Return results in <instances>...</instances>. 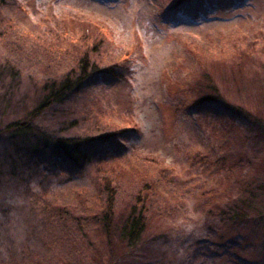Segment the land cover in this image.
Returning a JSON list of instances; mask_svg holds the SVG:
<instances>
[{
	"label": "rangeland",
	"instance_id": "1",
	"mask_svg": "<svg viewBox=\"0 0 264 264\" xmlns=\"http://www.w3.org/2000/svg\"><path fill=\"white\" fill-rule=\"evenodd\" d=\"M173 1L0 0V68L9 70L0 71V129L25 118L36 87L75 69L85 52L128 77L102 75L64 106L66 117L39 122L53 135L92 139L85 167L61 162L54 175L44 156L33 173L25 152L0 143V264H106L110 247L96 231L104 178L116 190V218L139 195L147 201V242L125 264H264L263 223L234 228L215 217L255 184L256 166L218 164L238 154L229 114L193 107L204 73L234 104L242 100L232 78L260 75L264 0H191L172 16ZM69 119L77 121L61 127ZM115 130L128 133L102 148L96 138ZM247 142L244 160L264 161V143ZM55 218L65 227L51 226Z\"/></svg>",
	"mask_w": 264,
	"mask_h": 264
},
{
	"label": "trees",
	"instance_id": "2",
	"mask_svg": "<svg viewBox=\"0 0 264 264\" xmlns=\"http://www.w3.org/2000/svg\"><path fill=\"white\" fill-rule=\"evenodd\" d=\"M190 3L191 0H174L165 12L173 16V14L175 15ZM101 64L100 58H94L88 52H85L78 59L75 69L60 79L46 81L41 86L36 87V106L26 114L25 118L11 122L0 129V143L8 141L14 151H21L23 155L25 152L27 161L22 162V164L26 166V162H29L31 164L30 172L37 173L40 167L39 161L44 156H48L49 164L47 168L54 175L61 172V162L69 167L77 168L82 166L83 168L92 161L94 155L87 149L92 139L83 141L76 137L65 138L53 135L39 122L46 115H58L59 119L66 117L69 110L65 108V105L73 98L84 93L89 87L88 85L102 75L109 73L122 80L128 78L124 74L113 71V68L101 69ZM0 71L3 76L9 73L6 66L0 68ZM232 79L237 81L231 86L233 87V92L237 93L241 98L240 104H234L232 98L227 93L225 95L217 87L216 81L210 72L203 74L200 84L196 88L200 97L193 103L195 108L200 106L210 108L218 106L221 111H227L229 114L226 118L228 121V133L233 134V141H235L230 148L238 150V154H222L219 156L217 163L227 164L233 157L234 168L236 166L245 167L247 163L250 165L255 164L256 166L254 167L256 175L253 181L255 184L249 185L241 192L242 195L233 201L230 200L229 204L225 203L224 207H217L215 217L218 218L220 225L228 223L229 227L234 228L247 225L255 219L257 223L262 225V223L264 224V203L259 199L261 197L264 198V161L260 159L258 162L253 163L251 160H244L246 154H241L240 152L245 149L247 141L252 143V149L256 148L258 143H264V67L261 68L260 75L252 78L251 82L240 83L236 77ZM73 121L77 120L73 119ZM73 121L69 119L67 122H62L61 127H65L67 123L73 125ZM238 121L240 123L239 126L236 125ZM241 127H244L246 132H243ZM127 133V130H115L112 133L97 137V143L102 147V143L120 139L125 137ZM206 159L202 158L201 161H206ZM23 165L20 166L22 173ZM11 179L13 182H18L17 177L14 175H11ZM20 183L25 185L22 179ZM102 187L105 209L100 212V217L96 219L97 221L99 220L96 231L101 239L100 244L104 243L107 247H110V259L106 264H125L132 256L133 249L137 251L139 246L147 242L146 233L149 228L148 219H146L145 215L147 201L145 197L143 198L139 195L137 203L132 205L126 213L116 218V190L111 179L104 178ZM256 204L258 205L256 206ZM58 219L61 221L63 216L61 215ZM59 220L55 218L51 226L65 227ZM49 223L50 219L48 218L47 224ZM90 231H93V228ZM88 232L85 230L81 233V236L86 235ZM90 241L94 245L93 241Z\"/></svg>",
	"mask_w": 264,
	"mask_h": 264
}]
</instances>
